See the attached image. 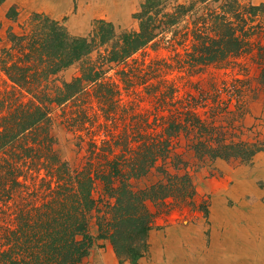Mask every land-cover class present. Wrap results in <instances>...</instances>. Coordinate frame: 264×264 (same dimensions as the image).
<instances>
[{
  "label": "trees",
  "instance_id": "trees-1",
  "mask_svg": "<svg viewBox=\"0 0 264 264\" xmlns=\"http://www.w3.org/2000/svg\"><path fill=\"white\" fill-rule=\"evenodd\" d=\"M206 1L145 0L134 16L136 31L117 33L97 20L87 37H71L34 14L30 32L9 29L7 40L0 37V264H81L92 246V220L96 239L108 241L121 264H136L155 217L192 204L190 157L247 163L264 151V139L245 126L247 105L257 97L253 81L202 76L211 68L245 70L224 62L250 51L244 14L253 18L264 5L244 13L236 0L215 9ZM7 17L15 19L14 7ZM160 42L167 51L184 48L183 57L174 49L175 63L197 95H180L165 79L166 59L146 70L127 63L149 45L157 51ZM76 63L79 75L59 85L57 75ZM110 71L117 80L106 76ZM261 71L255 80L264 87V64ZM91 91L100 105H110L99 111L111 125L87 109ZM123 93L131 98L126 104ZM57 118L72 123L79 151L88 153L84 162L59 154L52 135ZM152 175L155 183L139 187Z\"/></svg>",
  "mask_w": 264,
  "mask_h": 264
},
{
  "label": "rangeland",
  "instance_id": "rangeland-1",
  "mask_svg": "<svg viewBox=\"0 0 264 264\" xmlns=\"http://www.w3.org/2000/svg\"><path fill=\"white\" fill-rule=\"evenodd\" d=\"M176 1L179 4L187 5L191 0ZM225 1L230 0H207L206 3L210 4L211 9H215ZM236 1L240 6L245 7L244 13L250 5L254 7L264 5V0ZM144 2L145 0H4L0 5V37L6 39L9 29L10 32L19 35L30 32L36 24V21H31L34 14H42L56 21L71 37H87L93 30L94 22L97 20H103L111 24L117 33L136 31L138 30V22L134 16L140 11V6ZM172 6L173 4H170L167 11H170ZM11 7L15 8L16 17L13 21L7 17ZM244 17L248 21V26L245 28L247 35L243 39L247 45H251V49L249 52L231 58L224 63L236 65L242 63L246 67L245 70H238L235 73L234 69L230 68L228 71L211 68L208 70L209 74L205 73L202 76L206 78L212 75L219 82H229L235 75L242 74L241 77L246 76L247 79L253 81L252 87H254L257 97L247 105L248 114L245 118V126H254V130L260 134V139H264V87L258 86L260 83L255 80V78H261V68L264 64V52L260 50V48H264V8L260 9L253 18L249 17L247 13L244 14ZM237 35L239 36V33ZM159 44L160 49L157 51L152 50L149 45L146 49L133 55L127 63L132 64L136 61L135 68L146 70L147 66H151L153 60L166 59L170 66L162 69L165 72V79L169 82L173 81L177 85L180 95L186 93L197 95L198 93L186 84V79L182 77L184 74L180 72L178 65L175 63L177 57L174 56V49L180 57H183L184 48L175 46L171 48L173 51H167L164 49L166 46L163 43L160 42ZM186 45H189V43H186ZM3 46L4 44H0V49ZM88 59L94 62L97 60V53L91 54ZM171 65L175 67L173 70ZM79 66V63H76L60 72L56 77L58 84L69 82L73 77L78 76ZM106 76L117 80L115 71H110ZM202 76H196L192 80H200ZM2 79H0V84ZM138 91H142V88H138ZM90 94L92 95V91ZM92 96L87 100V109L91 110V114L97 112L98 123L104 124L107 122L110 124L104 119L102 112L99 111L100 107L106 110L110 105L104 104L102 106L97 98ZM120 99V104H126L131 100L124 93L121 94ZM140 107L145 109L149 107V104L148 102H142ZM69 117L73 116L69 115ZM115 118L114 114L113 120ZM62 121L65 123H62ZM71 125L72 123L64 121V118H57L54 121L52 135L56 137L58 142L56 149H58L61 157L71 163L84 162L88 153L84 149L79 151L77 136L70 127ZM116 126L121 127L123 125L117 122ZM183 146L184 144L181 145V150ZM192 158H189L190 163H192L190 173L194 188L192 204L173 209L167 215H157L155 217L154 223L146 236L145 253L136 264H155L161 258V255L165 256L169 251L177 255L176 248H181L186 252L192 245L199 244L202 248L203 246L209 248L212 240L217 236V231H214L213 227L216 226L215 217L220 206L225 205L231 209L236 207L239 202H246L250 205L256 202H264V194H262L264 192V178L256 177L255 174V167L259 159L264 158V151L255 155L247 163L226 162L223 160L202 163ZM156 181L157 178L152 175L141 180L138 185L145 188V186ZM149 209L155 212L152 205H149ZM238 210L241 211V208H238ZM89 235L93 238L92 246L88 256L81 264H121L110 243L106 240L96 239L97 229L94 220L90 222Z\"/></svg>",
  "mask_w": 264,
  "mask_h": 264
},
{
  "label": "crops",
  "instance_id": "crops-1",
  "mask_svg": "<svg viewBox=\"0 0 264 264\" xmlns=\"http://www.w3.org/2000/svg\"><path fill=\"white\" fill-rule=\"evenodd\" d=\"M255 174L264 178V158L259 159ZM215 218L217 236L209 248L199 244L188 252L176 248L177 255L169 251L155 264H264V202H239L231 209L220 206Z\"/></svg>",
  "mask_w": 264,
  "mask_h": 264
},
{
  "label": "bare ground",
  "instance_id": "bare-ground-1",
  "mask_svg": "<svg viewBox=\"0 0 264 264\" xmlns=\"http://www.w3.org/2000/svg\"><path fill=\"white\" fill-rule=\"evenodd\" d=\"M237 211V210H236Z\"/></svg>",
  "mask_w": 264,
  "mask_h": 264
}]
</instances>
